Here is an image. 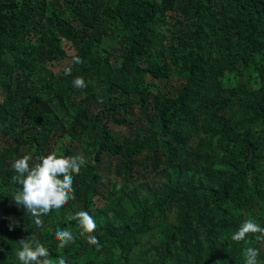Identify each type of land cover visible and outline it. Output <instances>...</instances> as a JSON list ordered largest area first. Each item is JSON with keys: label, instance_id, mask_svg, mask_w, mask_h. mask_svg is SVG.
Masks as SVG:
<instances>
[{"label": "trees", "instance_id": "16d2710c", "mask_svg": "<svg viewBox=\"0 0 264 264\" xmlns=\"http://www.w3.org/2000/svg\"><path fill=\"white\" fill-rule=\"evenodd\" d=\"M53 151L87 163L37 228L12 164ZM250 218L264 227V0H0V264L27 239L67 264H245L247 247L264 264V241L231 240Z\"/></svg>", "mask_w": 264, "mask_h": 264}, {"label": "clouds", "instance_id": "9594fccd", "mask_svg": "<svg viewBox=\"0 0 264 264\" xmlns=\"http://www.w3.org/2000/svg\"><path fill=\"white\" fill-rule=\"evenodd\" d=\"M73 62L80 64L83 61L78 56H74ZM64 73L71 75V68H66ZM73 86L76 89H84L87 84L83 77H76L73 80ZM37 160L38 162L33 164L31 154H26L13 162L12 168L16 175L11 178L12 182L21 185L22 188L14 191L11 199L17 205L24 207L34 219L37 228H43L44 221L41 217L47 216L53 210H56V215L59 216L68 202L75 198L74 175L80 174L87 161L82 155L65 156L56 151L47 156L38 157ZM69 219L78 221L79 227L83 230L81 235L87 236L90 245L99 244L95 235L97 224L87 211L76 212ZM9 230H12L11 225ZM253 235L257 241H264V227L250 218L231 235V240L238 243L250 242ZM55 239L59 242L60 249L75 241L72 231L68 228H58ZM19 244L21 250L16 253L19 264H67L63 256L56 259L50 258L48 249L42 244L37 243L33 246L28 239L21 240ZM258 255V249L247 247L244 250L245 264H259Z\"/></svg>", "mask_w": 264, "mask_h": 264}, {"label": "rangeland", "instance_id": "374dc122", "mask_svg": "<svg viewBox=\"0 0 264 264\" xmlns=\"http://www.w3.org/2000/svg\"><path fill=\"white\" fill-rule=\"evenodd\" d=\"M65 50L67 52L68 57L65 60H63L62 63H60L59 65L54 63L50 66V69L52 71H54L55 73L62 72V69H64L70 63L72 55L75 54V51L70 44L65 46ZM108 126H109V129L112 130L116 134L120 133L123 135H127L129 133L128 127L125 128V127L116 126L111 122L108 123ZM102 170L104 172H107L106 168H102ZM97 202H98V204L102 203V201H100V199Z\"/></svg>", "mask_w": 264, "mask_h": 264}]
</instances>
